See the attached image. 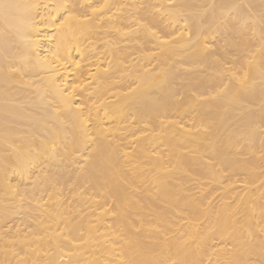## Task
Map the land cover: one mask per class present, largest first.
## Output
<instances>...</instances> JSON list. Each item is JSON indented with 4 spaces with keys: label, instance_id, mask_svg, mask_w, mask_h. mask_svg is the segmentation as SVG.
Returning <instances> with one entry per match:
<instances>
[{
    "label": "bare ground",
    "instance_id": "bare-ground-1",
    "mask_svg": "<svg viewBox=\"0 0 264 264\" xmlns=\"http://www.w3.org/2000/svg\"><path fill=\"white\" fill-rule=\"evenodd\" d=\"M0 264H264V0H0Z\"/></svg>",
    "mask_w": 264,
    "mask_h": 264
},
{
    "label": "rangeland",
    "instance_id": "rangeland-1",
    "mask_svg": "<svg viewBox=\"0 0 264 264\" xmlns=\"http://www.w3.org/2000/svg\"><path fill=\"white\" fill-rule=\"evenodd\" d=\"M205 39H206V45L210 48V50L212 51L214 48H215V43L216 42H223V41H221V40H219L218 38H216V39H214V37H211V35L209 36V37H205ZM251 40H249V42H250ZM238 177V176H237ZM190 183V182H189ZM38 193H39V191L37 190V191H34V197L35 198H37L38 197ZM9 202H12V201H9ZM11 206L13 207V208H11L13 211H14V214H13V218H14V223L12 224L11 223V225H14V226H11L10 228L12 229V228H15V229H23L24 228V226H20L19 225V217H21V214H20V211H18V208L20 207L19 206V203H12L11 204ZM7 222H5V224H6ZM5 224H4V226L2 227V229L3 230H6V229H8L7 228V226H8V224H10V223H8L7 224V226H5ZM29 229V228H28ZM39 237V236H38ZM214 243H218V241H214ZM3 263H5V262H3Z\"/></svg>",
    "mask_w": 264,
    "mask_h": 264
}]
</instances>
